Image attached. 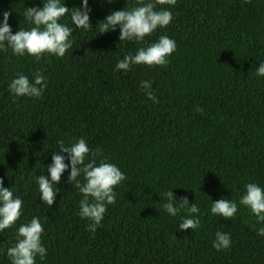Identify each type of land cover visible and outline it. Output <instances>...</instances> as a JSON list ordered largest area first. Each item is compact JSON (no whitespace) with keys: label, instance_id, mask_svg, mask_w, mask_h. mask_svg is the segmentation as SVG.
Returning a JSON list of instances; mask_svg holds the SVG:
<instances>
[{"label":"trees","instance_id":"obj_1","mask_svg":"<svg viewBox=\"0 0 264 264\" xmlns=\"http://www.w3.org/2000/svg\"><path fill=\"white\" fill-rule=\"evenodd\" d=\"M47 0H0L2 13L15 34L30 30L25 9ZM149 0H88L91 28L77 29L70 13L59 20L73 31L64 57L40 59L0 51V179L23 201L15 224L0 231V264H11L7 249L16 244L20 225L38 217L44 231L46 257L36 264H264V236L251 211L239 204L245 185L264 190V0H176L173 19L143 41H119L120 30L100 32L111 12L131 10ZM68 9L81 0H60ZM168 36L176 51L166 66L116 64ZM40 72L47 87L40 98L9 92L18 74L29 80ZM152 81L159 103L149 100L140 85ZM200 107L203 113L194 109ZM84 138L96 157L116 165L126 179L114 187L95 234L91 221L78 215L82 194L70 169L61 175L60 191L48 207L40 200L36 177L48 176L58 140L71 146ZM65 164H68L67 154ZM90 157H86L85 163ZM81 184L84 177L77 178ZM175 202L187 197L200 209L193 217L200 227L179 230L187 209L176 216L161 207L164 193ZM237 203L225 219L212 215L219 199ZM230 234L231 246L212 247L216 232Z\"/></svg>","mask_w":264,"mask_h":264},{"label":"clouds","instance_id":"obj_2","mask_svg":"<svg viewBox=\"0 0 264 264\" xmlns=\"http://www.w3.org/2000/svg\"><path fill=\"white\" fill-rule=\"evenodd\" d=\"M109 3L112 0H108ZM174 6L176 0H149L131 10H119L111 12L99 23L101 34L115 31L117 26L120 30L119 41H143L157 28H165L172 21L171 11L159 9V5ZM91 9L88 0H81L79 8L71 10L63 6L60 0H47L40 8L31 7L25 9L24 21L33 25L30 30L20 28L15 34L8 23L10 12L2 13L3 22L0 23V51L7 52L10 48L16 56H32L40 59L44 54L64 57L72 41L69 39L73 29L59 20L67 14L70 15L71 23L77 29H89ZM176 51V43L168 36H160L158 41L146 48H140L135 55L129 53L116 64V71H130L133 65L166 66L168 57ZM257 77H264V62L260 63L255 72ZM152 81H142L141 89L145 96L153 103H159L155 93L151 90ZM47 87L46 78L40 73L33 74V79L18 74L8 88L9 92L16 97L40 98ZM196 112L203 113V109L197 107ZM59 153L67 154L69 163L65 164V156L52 154V163L47 166L48 176L36 177L40 200L48 207L52 206L57 193L60 191L55 185L59 184L61 175L70 169L68 183L75 181V187L82 194L83 199L79 202L81 219L91 221L86 231L95 234L98 226L104 218L107 206L114 204L116 193L114 187L126 179L120 169L105 160H100L97 165L96 157L101 153L99 148L90 149L84 138H80L71 146H65L63 140H58ZM86 157H90L85 163ZM83 175L84 183L77 179ZM245 194L239 199V204L248 208L256 217L257 223L264 222V190L257 184L245 185ZM166 202L161 207L171 216H176L181 209H187L188 217H182L179 230L185 231L200 227V219L193 217L199 214L200 209L193 203L189 206L187 197H181L175 202L173 192L164 194ZM23 201L13 196V191L3 187L0 179V231L12 227L21 216ZM210 212L212 215L230 219L237 213V203L219 199L212 203ZM44 231L38 217H33L29 223L19 226L16 234V244L7 249V257L11 264H36V257L41 260L46 257L47 249L42 245L41 236ZM257 234L264 236V228L257 229ZM231 246V237L228 233L216 232L212 247L216 251H223Z\"/></svg>","mask_w":264,"mask_h":264}]
</instances>
